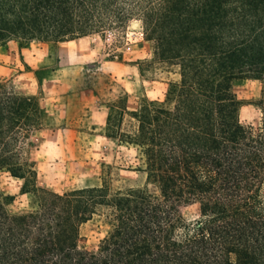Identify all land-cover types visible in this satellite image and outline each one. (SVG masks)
<instances>
[{
  "label": "trees",
  "instance_id": "obj_1",
  "mask_svg": "<svg viewBox=\"0 0 264 264\" xmlns=\"http://www.w3.org/2000/svg\"><path fill=\"white\" fill-rule=\"evenodd\" d=\"M132 20L151 43L149 61L180 74L163 99L109 105L105 135L137 150L129 169L145 183L116 185L109 173L63 192L39 187L25 145L47 109L0 80V172L30 195L28 210L11 213L13 196L0 190V264H264V115L243 122L235 90L264 83V0H0V46L55 44ZM192 204L200 216L189 220L182 208ZM95 217L109 229L88 249L81 228Z\"/></svg>",
  "mask_w": 264,
  "mask_h": 264
},
{
  "label": "rangeland",
  "instance_id": "obj_2",
  "mask_svg": "<svg viewBox=\"0 0 264 264\" xmlns=\"http://www.w3.org/2000/svg\"><path fill=\"white\" fill-rule=\"evenodd\" d=\"M152 56L139 20L55 44L33 40L22 47L12 40L0 46V80L37 95L47 109L44 128L31 132L25 145L39 187L63 192L100 184L109 173L116 185L145 183L144 173L131 170L140 163L137 150L107 137L105 125L110 103L122 101L135 110L145 98L163 99L169 82L180 80L177 68L152 63ZM235 90L242 101L241 120L259 125L264 83L244 79ZM130 120L126 115L125 129ZM22 185V179L0 172L1 192L13 196L7 205L11 213L30 208V195L22 193ZM182 211L189 220L200 216L199 204ZM108 229L103 217H95L82 226L80 245L96 248Z\"/></svg>",
  "mask_w": 264,
  "mask_h": 264
}]
</instances>
